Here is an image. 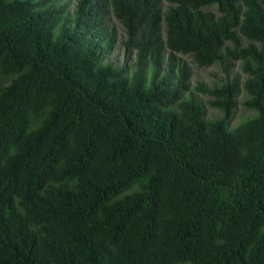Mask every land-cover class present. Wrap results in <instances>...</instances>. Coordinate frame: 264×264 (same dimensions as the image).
Wrapping results in <instances>:
<instances>
[{"label": "trees", "instance_id": "trees-1", "mask_svg": "<svg viewBox=\"0 0 264 264\" xmlns=\"http://www.w3.org/2000/svg\"><path fill=\"white\" fill-rule=\"evenodd\" d=\"M70 2L0 0V264H264V0Z\"/></svg>", "mask_w": 264, "mask_h": 264}, {"label": "rangeland", "instance_id": "rangeland-1", "mask_svg": "<svg viewBox=\"0 0 264 264\" xmlns=\"http://www.w3.org/2000/svg\"><path fill=\"white\" fill-rule=\"evenodd\" d=\"M69 2V9H73L72 2L70 0H62V2ZM118 30H120V25L118 23H115ZM109 59L111 61H115L119 65L125 64V59L123 55V50L119 49L117 46L112 51ZM182 59L186 60L190 71H191V81H190V91L188 93L184 94V98H189L191 94H193L194 98L199 101V104L201 105L202 109L204 110V118L206 120H215L220 117H222L223 112L219 109L211 108L207 103V97L201 94H196L194 92V87L197 82L205 83L208 86H213L221 83V79L224 78L223 73L221 72L218 65L215 63L214 65L210 67H198L189 57L182 56ZM128 63H132L131 57L128 59ZM235 71V70H234ZM151 73V66L149 68V74ZM241 77L243 75L241 74ZM243 100V94L238 98L239 104L238 106L231 111V115L228 116V123L230 124L231 128L236 127L242 123H244L248 117H251L254 113L250 110L245 109L241 102Z\"/></svg>", "mask_w": 264, "mask_h": 264}]
</instances>
